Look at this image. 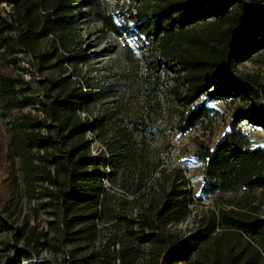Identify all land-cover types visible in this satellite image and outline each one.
<instances>
[{
	"label": "trees",
	"instance_id": "obj_1",
	"mask_svg": "<svg viewBox=\"0 0 264 264\" xmlns=\"http://www.w3.org/2000/svg\"><path fill=\"white\" fill-rule=\"evenodd\" d=\"M96 1L82 3L90 11L81 14L80 4L71 0H0V6L10 7L8 17L13 21L0 19V112L6 118L14 117L11 143L25 163L26 174L31 176L29 170L33 167V159L48 166L40 168L39 173L45 176L42 181L55 188L53 192L48 191V195L55 209L58 229L63 235L66 232L72 235L68 234L71 227L84 225L90 229L100 219L106 195L105 184L115 179L124 152L110 149V155H91L87 135L98 128L95 123L84 121L81 113H88L97 103V94L85 95L78 83L64 77L46 83L47 92L42 99L29 96L31 92L27 83L22 78H14L9 71L18 68L20 60L17 57L22 54L35 56L41 66L48 65L52 57L60 65L68 63L76 67L84 63L86 57L80 55L82 47L74 32L87 17L101 24L114 37L124 39V55H133L136 52L134 46L119 31L118 21L109 15L107 9L102 10ZM126 1L138 4L131 20L138 31L136 37H144V41L157 47L158 55L164 60L161 63L163 69L177 72L179 84L187 89L184 96L180 94L179 86L174 91L175 99L186 109L180 113L178 121L177 129L181 135L206 121L211 110L207 108L208 102H228L238 97L254 104L244 116L236 117L230 132L222 136L214 149H203L199 155V161L204 165L201 196L208 198L238 189L242 192L264 190V148L253 147L237 124L245 121L264 129V87L246 80L237 69L247 58L264 48L261 1ZM50 37L54 53L38 54L41 44ZM77 47L79 52L75 53ZM152 64L153 69L161 66L160 63ZM39 82L41 86L46 85ZM211 88L213 92H210ZM201 100L202 104L193 107ZM36 105L44 120H32L27 115L13 116ZM130 129L133 135L141 131L136 125H131ZM148 130L149 136L159 131L151 126ZM35 152H43V155L35 158ZM180 179L179 189L173 187L158 202L152 199L149 216L141 214L138 222L139 236L136 239L138 243L154 249V264L190 263L211 240L217 248L218 241L231 233L251 242L247 244L251 256L225 254L223 257L214 250V260L210 264H258L256 260L264 261L257 248L252 246L257 244L264 253V220L239 211H222L218 217L213 214L202 236L179 241L168 233L169 225H180L191 216V204L183 190L186 180L184 176ZM3 226L0 220V228ZM217 229L223 234L220 238L210 239ZM19 254L27 264H34L30 261L31 253ZM18 257L9 264H22ZM88 260L84 259L81 264H88ZM198 263L204 264L202 261Z\"/></svg>",
	"mask_w": 264,
	"mask_h": 264
},
{
	"label": "rangeland",
	"instance_id": "obj_2",
	"mask_svg": "<svg viewBox=\"0 0 264 264\" xmlns=\"http://www.w3.org/2000/svg\"><path fill=\"white\" fill-rule=\"evenodd\" d=\"M71 1L80 4L81 14L90 11L82 4L88 0ZM260 1L259 7L264 11V0ZM96 3L118 21L119 31L134 46L136 52L133 55H124V39L114 37L101 24L87 17L74 32L82 47L80 55L86 57L84 63L76 67L68 63L60 65L52 57L48 65L41 66L35 56L22 54L17 57L20 60L18 68L9 72L27 83L29 96L42 99L47 92L46 83L64 77L78 83L85 95L97 94V103L88 113H81L84 121L95 123L98 128L87 135L86 141L91 146L92 156L110 155V149L123 151L122 165L113 182L105 184L104 207L100 209V219L94 227H71L68 234L72 235L67 232L63 235L48 195V191L53 192L55 188L42 181L45 176L39 173L40 168L48 166L33 159V167L29 170L31 176L26 174L25 163L11 143L14 117L6 118L0 112V220L4 225L0 228V264H9L18 256L22 264H27L18 255L27 252L31 253L30 261L34 264H81L84 259H89L88 264H154V249L136 239L138 222L141 214L149 216V202L152 199L158 202L173 187L178 188L182 176L186 180L183 190L191 204V216L180 225L167 227V232L179 241L205 234L212 215L218 217L222 211H239L264 220L263 189L248 192L238 189L208 198L200 193L204 165L199 161V155L203 149H214L222 136L230 132L236 117L244 116L254 104L238 97L228 102H208L207 108L211 110L206 121L181 135L177 129L178 121L180 113L186 109L177 102L174 91L179 86L180 94L184 96L187 89L179 84L177 72L163 69L161 63L164 60L158 55L157 47L144 41V37H136L138 31L131 20L138 4L126 0H97ZM9 13L10 7L0 6V19L13 23ZM50 41L51 37L41 44L37 53H54ZM76 50L78 47L75 53L79 52ZM153 62L160 63V68L153 69V64L150 65ZM237 69L243 78L264 87V48ZM39 81L46 85L41 86ZM210 92H213L212 88ZM202 103L203 100L193 107ZM15 115L44 120L38 105ZM100 122L102 124L98 125ZM237 124L253 147L264 148V129L245 121ZM131 125H136L140 133L133 135ZM148 126L159 130L158 133L149 136ZM37 155H43V152H35L34 157ZM221 234L222 230L217 229L210 239L220 238ZM232 235L218 241L217 248L211 240L194 261L183 264L201 261L210 264L214 260V250L223 257L225 254H243L249 258L247 244L251 242ZM252 246L264 258L263 250L255 243ZM256 261L258 264L264 262Z\"/></svg>",
	"mask_w": 264,
	"mask_h": 264
}]
</instances>
